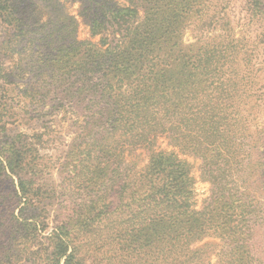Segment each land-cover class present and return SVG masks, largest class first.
<instances>
[{
    "label": "trees",
    "instance_id": "1",
    "mask_svg": "<svg viewBox=\"0 0 264 264\" xmlns=\"http://www.w3.org/2000/svg\"><path fill=\"white\" fill-rule=\"evenodd\" d=\"M39 1L0 0V80H8L10 63L27 61L37 81L29 92L84 119L63 164L64 178H79L80 203L32 264H264V154L257 147L264 125L249 132L243 112L264 103L255 77L260 42L250 47L234 36L222 6L229 1L82 0L100 42L79 40L76 20L55 0L49 5L62 11L38 23ZM245 2L264 26V0ZM192 23L221 32L187 44ZM2 98L0 114L8 110ZM18 134L23 141L0 145V181L16 177L35 199L42 154L30 134ZM160 136L202 159L203 177L212 181L202 209L193 207L190 163L153 151ZM140 148L149 162L136 171L125 153ZM208 236L223 241L215 263L205 246L192 247ZM20 238L37 255L36 229ZM2 240L11 250L10 237Z\"/></svg>",
    "mask_w": 264,
    "mask_h": 264
},
{
    "label": "rangeland",
    "instance_id": "2",
    "mask_svg": "<svg viewBox=\"0 0 264 264\" xmlns=\"http://www.w3.org/2000/svg\"><path fill=\"white\" fill-rule=\"evenodd\" d=\"M44 1H39L44 10L39 8L34 12V16H36L34 18L40 19L38 23L50 20L56 16L58 10L61 12L63 9L76 20V36L79 40L90 39L93 42H100L101 35L92 36L87 16L83 11L82 0H55L54 3L61 4L62 9L57 4H53L52 8V5H49V0ZM115 1H118L119 4H128L126 0ZM227 1L229 2L223 3L222 6H224V12L234 28V36L236 38L244 37L243 43L250 47L252 43L260 42V55L255 66L259 67L261 71L255 77L259 85L264 86V64L262 62L264 43L260 41L259 36L264 32V26L252 20L251 13L247 10L246 0ZM220 32V29L209 31L192 23L186 27L183 40L187 44H192L199 41V38L209 40V37L213 36L212 34ZM2 33L0 27V36ZM35 71V66H28L27 61H24L22 66L14 65L12 62L8 80H0V89H4L0 93L3 94L2 100L8 103L7 112L0 114V145L13 137L21 138L23 141L22 136H16L20 135L18 133H28L36 141L42 154L40 157L42 172L38 181L41 191L35 199H27L23 195L16 177H11L12 181L9 178L0 181V250L5 248V253H7V256L2 261L0 260V264H32L34 259L39 261L41 253H45L48 243L56 239L58 228L66 215H69L74 201L80 203V198L74 194L78 191L77 180L79 178L75 180H72L71 176L64 178L66 172H63V164L73 139L81 131L84 117L72 109H61L60 105L56 108L46 102L44 98L40 96L36 98L34 94L30 93L31 87L37 84L36 76H34ZM246 109L243 112L249 117L248 131L255 133L257 127L264 125V103L260 102L258 107ZM36 134H41L40 140L32 136ZM20 144L22 145L23 142ZM257 147L258 151L264 154V138L261 141L258 137ZM153 151H174L181 159L190 163V175L194 180L193 207L197 210L202 209L206 198L212 191V181L203 177L202 159L183 152L179 146L171 144L166 136L158 137ZM149 155L150 152L147 149L140 148L133 154L125 153V160L133 170L142 171L149 162ZM32 216L35 217L34 220H30ZM28 227L35 228L38 233L37 242L31 243L32 249L37 251V255L28 252L24 247L28 242L20 238ZM5 235L10 237L13 242L11 250L3 245L2 239ZM261 235L264 237V229ZM260 240L263 241L262 238ZM203 246L206 247L205 253L208 259L211 263H215L223 246L221 238L208 236L192 244L194 248ZM88 256L92 261V256ZM45 258L46 255H44ZM36 263L39 264V262Z\"/></svg>",
    "mask_w": 264,
    "mask_h": 264
}]
</instances>
